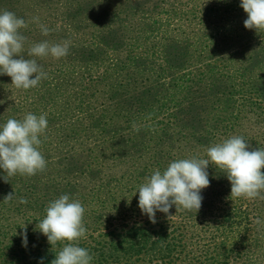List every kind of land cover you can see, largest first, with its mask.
<instances>
[{"label": "rangeland", "instance_id": "374dc122", "mask_svg": "<svg viewBox=\"0 0 264 264\" xmlns=\"http://www.w3.org/2000/svg\"><path fill=\"white\" fill-rule=\"evenodd\" d=\"M63 2L38 4L34 0H0V8L25 20L27 27L20 32L28 41L35 32L41 31V25L50 31L59 29V17L47 19L46 14L63 10ZM205 2L93 0V7L92 2L81 1L86 21L81 26L85 33L90 31L92 24L95 25L90 11L101 8L111 12L105 17V23H100L108 28L99 32L98 43L91 36L84 40L80 38L81 45L88 46L84 50L95 59V66L90 62L83 69L89 74L87 80L76 83V76L65 81V75L58 71V64L53 68L47 64L52 68L47 71L42 67L47 78L36 87L18 90L11 84V77L0 74V114L5 110L18 120L24 118L31 108L29 101H39L40 94L45 97L39 104L51 101L50 106L39 107L49 115L47 119H53L49 125H54L40 137L39 151L46 160L42 181L55 180L67 184L66 187L76 188L78 193L74 197L80 202L87 201L84 214L99 210L94 200H98L100 192H108L118 201L125 193L124 188L133 192L136 189L133 190L132 186L137 188L131 185L136 164L129 161L124 166L109 167L105 162L103 156L109 151L108 140L98 136L78 140L76 135L87 134L65 131L75 125L73 122L79 126L84 118L88 120L89 116L103 109L101 100L95 99L94 95L99 94L101 88L95 81L100 74L97 67L101 72L105 68L114 70L120 67L112 65L116 60L124 59L128 63L127 58L134 59L132 66L139 87L146 86V92L150 93L145 106L140 108L134 99L126 115L115 114L116 120L121 122H117L121 126L120 135L127 140L130 151H148L158 145L154 149L167 166L177 159L206 158L208 147L233 135L242 136L248 142L249 150L264 149V32L257 33L244 27L247 14L239 6L240 0ZM124 15L137 22L131 24ZM186 17L191 20V35L186 41L172 46L167 53L170 64L173 59H179L178 66L160 69L164 57L160 53L159 34L183 31V26L187 25ZM34 18L38 20L34 21ZM120 22L127 27L123 36L117 39L119 44L114 51L103 54L102 36L104 40L117 41L116 33L112 31ZM130 24L151 25L154 31L145 30L147 37L132 42L126 36L130 33L127 30ZM96 57L102 61L98 63ZM138 93L140 91L135 94ZM179 111L188 114V120L179 118ZM68 122L71 124L67 125ZM134 125L139 131H134ZM66 134H70L68 138L71 140L65 138ZM63 159H66L64 163ZM219 170L211 164L206 169L212 186L200 192L202 206L198 215L174 221L183 245L178 258L186 264L203 261L209 264H264V200L232 199L231 184L225 173ZM89 200L93 201L89 203ZM127 200L120 202L123 203L121 206ZM257 220L260 223H256ZM115 226L113 222L94 235L111 231ZM29 246L25 247L26 250ZM2 254L5 256L6 251H0ZM6 263L14 264V261Z\"/></svg>", "mask_w": 264, "mask_h": 264}, {"label": "trees", "instance_id": "16d2710c", "mask_svg": "<svg viewBox=\"0 0 264 264\" xmlns=\"http://www.w3.org/2000/svg\"><path fill=\"white\" fill-rule=\"evenodd\" d=\"M34 1L38 4H48L57 1L63 2V0ZM81 1L84 0H65L63 2V10H58L59 12L57 11L58 13L56 14H46L47 19L59 17V29L50 31L47 36H44L41 31L35 32L28 41L26 39L25 44L29 43V45L28 47L24 46L25 51L23 53L24 57L34 58L27 55L28 48L34 43L45 40L49 43L70 41L68 54L65 57L54 59L48 56L35 59H37V63L41 67H46L45 70L47 71H50L55 67L54 65L58 64V71H61L65 75V81H70L73 77L77 76L76 83L87 80L89 77L87 71L83 70L87 68V64L91 62L90 64L95 66L93 63L95 60L94 57L90 56L88 51L84 50L88 48V46L81 45L82 39L80 38L84 40L88 38V36H91L94 39L96 38L95 41L98 43L100 41V37L98 36L99 32H102V29L106 30L108 28L104 27L105 24L101 25L100 23H105V17L111 15L110 11L101 8H95V10L90 11L92 23H95V25L93 26L92 24L90 31L85 33L83 30L84 27L81 26L82 23L86 22L85 16H83L84 11L81 7ZM86 1L92 2V6L94 7L93 0ZM5 10L6 9L0 8V12ZM124 16L127 17V20L131 21V24L137 22L132 20L133 17L129 15ZM188 18L189 17H186L184 19L187 21V25L183 26V31L176 30V32L172 34H169V32L159 34L161 41L160 53L164 57L160 64V69L166 66L173 69L178 66L179 59H173V62L170 64L167 53L173 48L172 46H175L178 42L186 41L191 35L189 25L192 26V24L191 20H188ZM127 23L129 24L128 21ZM144 25L145 24H140V26L131 25L127 28L130 32L128 34L130 35L126 34V36L131 38L132 42H135L146 36L145 30L149 33L154 31L153 26ZM126 27L127 26H123L120 22L119 26L114 28L112 32L116 33V40L123 36V31ZM107 32L112 33L111 30ZM102 38V46L105 50L102 51L104 52L103 54L112 52V50L114 51L119 44L118 40H104V36H102ZM80 49L83 50L79 51ZM56 60L58 63H54ZM96 60L98 63L102 61L98 57H96ZM127 61L128 63L124 59L116 60L112 65H118L120 67L111 71L105 68L101 72L100 68L97 67L100 74L95 81L101 88L100 93L94 95L95 99L101 100L100 107L103 109L89 116L90 118L88 120L84 118L79 126L77 122H73L75 125L69 126L68 130L65 129V131L71 132L74 130L87 134L76 135L75 138L78 140L89 136H98L104 140H108L109 151L106 156H103L105 162L109 167H117L118 165L124 166L129 163V161L136 164V170L132 175L131 185L134 184L137 188L133 186L132 188L137 191L138 186L145 182L146 177H150L155 170L164 171L168 163L166 166V164L161 162V155L154 149V147L158 145H154L153 148L148 151L142 149L134 153L133 150L130 151L129 147L127 148V140L120 135L121 126L117 123L119 121L116 120L117 117L115 114L126 115V113L130 111L129 104L134 99L137 101V104L140 105V108L145 106L144 103H146V99L150 94L146 92V86L139 87L140 83L135 78L137 74L134 71V66H132L134 59L129 57ZM130 62L131 64L129 65ZM47 64L52 65V68L47 67ZM138 91H140V93L135 94ZM39 97V101L37 102L29 101L28 105L31 108H29L27 113L39 116L44 113L39 107L45 108L48 107V105L50 106L51 101L49 100L43 104H39L44 99L45 95L40 94ZM52 99L53 98H51V100ZM112 109H115V111H112ZM47 116L49 115L47 114ZM178 117L184 120H188L189 118L188 114L183 113V111L178 112ZM9 118L16 119V117H13L3 110L0 114V125L5 124L6 121L4 120ZM22 119V117H19L18 120ZM47 121V129L49 128L50 130L54 127V125H49L53 119L50 118V120L47 119ZM123 122H125V120ZM69 124H71V122L67 123V125ZM115 134H117V136H114ZM69 136L70 134H66L65 138ZM68 139L71 140V138ZM156 140L157 139H155L153 143ZM159 141L160 140H158V143ZM65 160L66 159H63L62 163H64ZM59 164H61V162ZM85 171L89 173V170L85 169ZM44 173L45 171L38 172L31 177L21 176L19 174L13 177H7L3 170L0 169V251H2V253L6 251L5 256L3 254L0 255V264H4V262L11 260L14 261V264H51V261L55 259L57 253L63 247V244L59 242L52 247L48 243L46 236L38 231L36 225H38L46 215L45 209L50 202L59 198L61 195H68L71 200H77L74 195L78 193V190L73 187H66L65 185L67 184L63 185L62 182L59 183L55 180L49 181L47 179L46 182H43ZM4 178L8 182H5ZM209 181L210 183L212 182V180ZM209 186L212 185L209 184ZM136 191L133 192L124 188L125 193L118 201L111 198L112 196L108 192H100L97 196L98 200H94V205H99V210L91 212L90 214H84L83 225L87 231L85 236L78 241V245L87 249L89 254L93 257L91 264H186L184 262L181 263L180 258H178L183 245L182 237L180 236L179 229L175 227L174 221L177 218L187 219L191 216L196 217L198 212L201 211V208L196 213L194 211L189 212L179 209L176 211V207L173 205L169 209L168 214L157 211L155 214L156 223H152L146 214L141 213L138 207L139 193ZM12 192V200L5 202L4 198ZM135 192V195L131 194ZM126 195L128 198H126ZM21 198L25 199L27 202L20 203ZM124 199H128L127 203H124L126 207L121 206L123 203H120ZM92 201L93 200H89L88 202L91 203ZM86 202V200L81 201L83 207H85ZM124 208L127 209L124 210ZM113 222L116 223L113 230L94 235L96 232L104 228L106 229V227ZM24 225L25 227H23ZM25 231L27 234V246L31 245L27 250L25 246H22L21 238V233ZM199 264L209 263L203 261Z\"/></svg>", "mask_w": 264, "mask_h": 264}, {"label": "clouds", "instance_id": "9594fccd", "mask_svg": "<svg viewBox=\"0 0 264 264\" xmlns=\"http://www.w3.org/2000/svg\"><path fill=\"white\" fill-rule=\"evenodd\" d=\"M239 6L247 14L244 27L257 33L264 32V0H240ZM36 20L38 18H34ZM26 27L25 20L15 13L7 10L0 12V74L11 77V84L18 90L36 87L47 78V73L35 58L51 56L60 59L68 54L70 46V41L49 43L45 40L28 48L27 55L34 58H25L23 53L27 38L20 29ZM40 27L42 34L47 36L50 29L43 25ZM46 116V113L39 116L27 113L22 120L10 118L0 125V169L7 177L17 174L31 177L45 170L46 160L39 146L42 143L40 137L48 126ZM133 129L139 131L135 125ZM209 164L225 173L231 184L232 199L264 200V172L261 171L264 169V149L249 150V144L242 136L233 135L208 147L206 158L177 159L164 171L155 170L150 177H146L137 190L141 213L146 214L150 222L156 223V212L168 214L173 205L176 211L198 212L202 202L200 192L210 183L206 171ZM12 198L13 192L4 201ZM26 202L20 199V203ZM45 212L36 228L46 236L52 247L58 242L63 244L51 264H91L93 257L87 249L78 245L87 231L83 225L85 208L81 202L61 195L49 203ZM255 222L260 223L259 220ZM21 238L22 246L26 247V231L21 233Z\"/></svg>", "mask_w": 264, "mask_h": 264}]
</instances>
